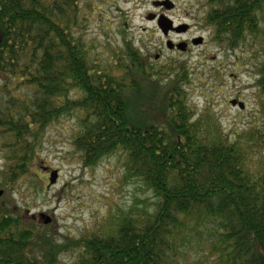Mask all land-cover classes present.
<instances>
[{
    "label": "trees",
    "instance_id": "16d2710c",
    "mask_svg": "<svg viewBox=\"0 0 264 264\" xmlns=\"http://www.w3.org/2000/svg\"><path fill=\"white\" fill-rule=\"evenodd\" d=\"M205 2L212 42L253 57L264 97V0ZM93 4L0 0V264H63L65 253L77 254L71 264H190L193 254L264 264V100L255 126L227 135L217 118L190 107L185 63L158 67L161 57L125 30L119 50L94 53L85 39ZM155 87L165 90L163 117L134 126L135 100ZM65 121L75 122L72 146L84 167L125 154L127 178L154 202L77 240L39 227L24 198L46 194L40 154L48 129Z\"/></svg>",
    "mask_w": 264,
    "mask_h": 264
},
{
    "label": "rangeland",
    "instance_id": "374dc122",
    "mask_svg": "<svg viewBox=\"0 0 264 264\" xmlns=\"http://www.w3.org/2000/svg\"><path fill=\"white\" fill-rule=\"evenodd\" d=\"M98 1L94 0L93 6L99 10L95 17L89 18L85 32L88 45L94 46V53L106 57L109 49L119 50L123 46L121 33L125 30L128 41H134L136 47H142L144 52L158 59L161 57L158 67L171 64L172 60L186 64L190 70L187 87L190 107L198 115L217 118L227 135L246 131L260 121L264 97L256 88V61L250 54L245 56L240 50L226 52L212 42L211 29L203 26L205 0H172L176 3L174 10L156 7L154 3L161 0H108V4L105 0ZM153 15L168 17L174 27L185 24L190 29L185 34L169 33V37H164L157 20H151ZM198 37L204 38V44L190 45L186 52L167 47L169 41L178 44ZM154 89L156 87L151 91L145 89L135 100L137 108L131 119L134 126L148 125L163 117L165 90L158 88L155 93ZM232 100L244 102L246 109L232 106ZM147 103H151L150 108L146 107ZM75 131L74 121L55 124L48 129L40 154L46 194L30 191L33 195L24 198V203L32 205L29 215L37 216L39 227L48 228L61 239L71 240L79 239L122 210L143 207V202L152 198L141 182L127 178L125 154L106 157L95 168L84 167L72 146ZM258 157L253 154V161ZM0 166H3L2 161ZM52 171L58 172V179L56 185L50 187ZM0 201L6 202L1 190ZM46 218L51 219L47 225ZM76 255L65 253L61 262L71 264ZM190 264H213V259L193 254Z\"/></svg>",
    "mask_w": 264,
    "mask_h": 264
},
{
    "label": "water",
    "instance_id": "95a60500",
    "mask_svg": "<svg viewBox=\"0 0 264 264\" xmlns=\"http://www.w3.org/2000/svg\"><path fill=\"white\" fill-rule=\"evenodd\" d=\"M167 4L170 5V7H168L169 9L174 8V4H172L169 1H164V2H156L155 6H166ZM156 18L155 15H153L151 17V20H154ZM158 26L160 27L161 31L163 32L164 36H168L170 32L176 33V34H184L189 30V26L188 25H180L178 27H174L173 22L166 16H161L158 20ZM194 45H199V44H203L204 43V38L199 37V38H195L192 42ZM188 44L185 42H182L180 44L175 45L172 41H169L167 43V47L170 50H173L174 48H176L177 50L183 52L186 51ZM158 58V57H157ZM231 105L232 106H237L240 110H245L246 109V105L244 102L238 101V100H232L231 101ZM57 179H58V172L57 171H52L51 173V177H50V184L51 185H55L57 183ZM42 218H45V215L42 214L41 215ZM51 219L50 218H46L45 223L48 224L50 223Z\"/></svg>",
    "mask_w": 264,
    "mask_h": 264
},
{
    "label": "flooded vegetation",
    "instance_id": "af4514ba",
    "mask_svg": "<svg viewBox=\"0 0 264 264\" xmlns=\"http://www.w3.org/2000/svg\"><path fill=\"white\" fill-rule=\"evenodd\" d=\"M98 1V0H97ZM164 1H169V2H171L172 4H174V8H171V9H169L168 7H170V5L169 4H167L166 6H156V7H159V8H163V9H165V10H174L175 8H176V3H174L172 0H161V1H157V2H164ZM99 2V1H98ZM106 4H108V0H105L104 1ZM111 2V1H110ZM93 3H94V0H93ZM155 4V3H154ZM157 16V20H159V18L162 16V15H156ZM169 36V35H168ZM193 40V39H192ZM192 40L191 41H187L186 43L188 44V47H187V49H189V46L190 45H192ZM180 42V41H179ZM182 42V41H181ZM185 42V41H184ZM204 44V43H203ZM202 44V45H203ZM201 45V44H200ZM201 45V46H202Z\"/></svg>",
    "mask_w": 264,
    "mask_h": 264
}]
</instances>
